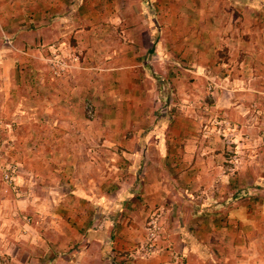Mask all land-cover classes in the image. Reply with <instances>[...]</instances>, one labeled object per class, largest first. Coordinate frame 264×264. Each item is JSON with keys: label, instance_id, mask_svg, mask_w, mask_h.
<instances>
[{"label": "crops", "instance_id": "0c3cea01", "mask_svg": "<svg viewBox=\"0 0 264 264\" xmlns=\"http://www.w3.org/2000/svg\"><path fill=\"white\" fill-rule=\"evenodd\" d=\"M149 1L157 8L165 7L167 4L170 10L176 13L171 15L168 27H159V37L155 39L154 45L157 50L151 57L157 60L163 57L160 48L162 41H165L171 58L193 60L192 68L184 70L193 79L189 86H186L187 93L196 86H201L204 90V86L207 85L208 104L203 101L200 103L203 106L208 105L209 115L198 117L205 122L204 129L208 138L204 142L195 138L193 132L198 121L189 118V114L185 115L187 118L178 113L174 116L170 115L169 103L175 94L173 82L169 83L164 78H160L157 86L153 84L154 80L150 77V70L146 65L148 63L146 53L153 47L151 42L149 46L140 47L131 33L127 40V49L121 54L114 52L112 40L110 41L112 45L107 46L106 50H100L93 44L95 35L102 36L105 31L113 32L115 27L114 14L108 16L109 9H106L108 5L105 1L0 0V116L6 108L5 105H9V108L14 110L13 118L18 124L14 129V140L15 145L21 148L18 147L14 153L13 181L15 187L22 190L20 194L10 198L11 213L0 211V264H57L56 257L59 256V252L69 249L72 250V254L65 264H80L85 260V256L77 253V249H81L82 245H72L68 242L71 233L73 235L74 232L75 235V229H68L70 233L68 230L58 229L57 235H54L56 240L51 241L45 237L44 231L34 226L26 230L14 228V212L17 213L14 207L22 208L39 199L43 202H55L61 199L65 201V198L57 197L55 193L57 187L68 186L66 168L56 166L50 158L46 159L42 166L33 162L35 158L32 156L37 154L39 149L35 144L44 141L48 147H51L56 140L78 137V131L64 132L51 126L52 123L65 122L64 116L49 114L47 117L38 118L36 110L33 108L29 110L20 105L21 101L15 95L20 90L27 92V98L33 103H36L35 99L38 97L36 93L39 91L46 92L47 98L52 99L53 91L59 93L65 88L72 91L79 86L81 82L76 79V75L87 71L93 76L92 82L86 83L90 88L92 87L91 90L97 91L100 85H105L107 100L105 104L108 106L111 105L112 90L116 81L118 84L123 82L126 85V97L135 105L134 107H137L139 99L140 101L146 99V104L140 106V111L123 108L122 112L124 122H128V116L140 115V119L145 124V132L131 134L132 139L139 138L140 144L137 140L124 141L121 145H133L132 149L126 147L128 152H124V155L130 157L131 162L134 163L135 161L141 163V158L144 159L141 164L145 166V172L148 170L153 174L148 179L142 176L139 179L140 184H133L131 194L125 192V189L127 192L130 190L129 185L126 184L122 188L124 193L118 198L119 200L154 204L161 199L163 190L157 177V172L164 164L161 156H167L166 167L174 171L178 179L183 182L182 186L187 184L186 193L189 197L195 189L202 188L205 191L209 187L223 188L225 185L231 187L237 184L240 181L238 177L231 179L223 173L218 178L214 177L222 167L224 151L227 148V145L217 143L218 139L213 135L214 122L211 120L215 121L216 117L226 118L222 121L225 124L222 129L225 143L234 134L230 131L237 129L240 133H245L246 142L251 146L250 162L247 165L250 167L253 165L252 169H256L253 163V147L258 145V131L264 120V106L260 108V101L264 103V99L259 97L262 91L261 83L257 79L264 76V70H261V67L257 68L259 64L253 60L264 59V20L253 16L248 7L239 3L240 0H182V4L180 2L176 4L178 0H167L168 3L164 5L163 0ZM178 12H186L189 15L190 22L184 28V32L180 30L175 19L178 17ZM83 13L85 14L82 15ZM183 16L182 14L181 17ZM3 18L6 19L5 24ZM156 23L160 25V21L156 20ZM6 26L10 29L8 37L4 35L8 33L4 31ZM164 30H168L166 40L162 36ZM147 34L146 36L145 33V39L140 43L149 41V36L152 38L150 30ZM12 42L20 44V49L14 47L20 54L42 61L50 49L48 45H59V48L68 46L70 50L81 51L80 49H85L91 44L95 49L86 48L85 51H81L84 62L78 70L67 73L66 83H52L40 72L32 73V80L27 83L20 84L14 81L13 100V88L9 78V65L12 63L8 61L12 52L2 49L4 43L11 44L12 49ZM180 43L183 46L181 48ZM28 44H36V47L34 49L27 47L26 50L29 51H25L24 46ZM219 50H222L220 54L224 59L214 66L213 61L217 58ZM23 58L28 65L31 64L32 60ZM200 59H210V64L199 65ZM171 63L175 64V62ZM6 64L8 66H5ZM170 71L176 74L175 70ZM28 72H30L29 68ZM208 81L211 85L206 83ZM189 95L186 97L189 98ZM197 97L200 99L199 96ZM150 101L155 102V112L150 108ZM42 103V112H48L50 100L48 103L45 101ZM97 111H100L98 107ZM34 122L45 124L37 127L39 130L22 128V124ZM162 123H170L169 129L162 130L165 127ZM144 138H154L157 146H141ZM226 138L228 141L225 140ZM51 150L52 152L46 153L45 156L58 153L53 147ZM110 160L106 156L100 163L109 165ZM38 172H45L46 175L40 178L36 175ZM37 179L46 194L36 197L31 190ZM255 182L257 183L256 180ZM136 190L139 193H136ZM1 199L0 203L6 201V198H3L2 202ZM51 217L56 216L52 213ZM126 219L124 213L123 220L119 221L117 233L115 231L112 233V235L117 234L111 243L114 251L128 249L135 235V226L133 224L125 226ZM138 219H140L139 215ZM166 231L169 234L171 250L164 251L146 262H122V264H264V197L250 198L247 202L227 208L220 214L188 216L186 223H183L178 214L170 213L166 216ZM93 246L94 261L99 262L97 251L100 246L98 243L90 245ZM108 264L115 263L112 260Z\"/></svg>", "mask_w": 264, "mask_h": 264}, {"label": "rangeland", "instance_id": "374dc122", "mask_svg": "<svg viewBox=\"0 0 264 264\" xmlns=\"http://www.w3.org/2000/svg\"><path fill=\"white\" fill-rule=\"evenodd\" d=\"M104 1L108 5L107 8L105 7L109 9L108 16L110 17L111 14H114L115 27L113 32L107 33L105 31L102 36L95 35L93 44L98 46L97 48L100 50H106L107 46L112 45V42H110L112 40L114 42V52L121 54L127 49V40L131 33L140 47L149 46L151 42L153 47L146 53V58H148L146 65L148 70H150V77L154 80L153 84L157 86L160 78H164L167 82H173L174 84L175 94L169 103L170 115L174 116L178 113L182 117L187 118L185 115L189 114V118H193L195 122L198 121L193 131L195 138H198L200 142L207 140L208 136H206V129H204L205 122L198 118L199 115H209L208 105H205L206 103L208 104L207 98L209 97L207 85L204 86V90L203 88L201 89V86L191 88L190 92L195 94L187 93L186 88L193 79L184 70L192 68L193 60L171 58L168 44L165 41H162L160 48L163 57H160L159 60L151 57L154 56L153 53L157 50L154 45L155 39L159 37V27H168L171 22V15L176 13L170 10L167 4L165 7L160 6L157 8L149 0ZM178 2L182 4V0H178L176 4ZM162 3L164 5L168 2L163 0ZM239 3H243V5L248 7L253 16L261 17L264 20V0H240ZM10 13L12 12L10 11ZM182 14L184 15L183 17H181ZM252 15L251 18H253ZM175 19L180 30L184 32V28L190 22L189 15L186 12H178V17ZM156 20L160 21V25H157ZM5 21L6 19L3 18L4 24ZM5 30L8 33H4V35L8 37L10 29L6 26L4 27ZM149 30L152 38L149 36V41L143 44L140 43V41L145 39V33L146 36L148 35ZM167 32L168 30L162 32L164 40H166ZM110 36L112 37L110 38ZM15 46L20 49V44L14 42H12V49L11 44L4 43L2 46V49L5 48L12 52L8 61L12 63V65H9V78L13 88V100L14 81L16 83L20 82V84L27 83L32 80V73L37 74V72H40L45 76L46 80L52 83H66L65 77L67 73L78 70L81 63L84 62V56L81 51H85L86 48L95 49L92 48L91 44L85 49H80L81 51L70 50L68 46L59 48V45H48L50 49L46 53V58L42 61L20 54L17 49H14ZM27 47L34 49L36 44L24 46L25 51H29L26 50ZM181 47L183 46L180 43ZM220 53H222V50L218 51L217 58L213 61L214 66H216V63H221L224 59L221 58L222 54ZM23 57L32 60L31 64L28 65V62L23 60ZM209 61L210 59H200L198 64L208 66L210 64ZM253 61L259 64L257 68L261 67V70H264V59H254ZM171 62H175V64ZM5 66H8V64ZM28 68L30 72H28ZM170 70H175L176 74H173ZM168 72L172 75L168 74ZM76 76V79L81 84L76 86L75 89L69 91L68 88H65L60 90L59 93L56 91L52 92L57 100L54 96L52 99H48L46 92L39 91L36 93L38 96L35 99L36 103H33L27 98V92L24 90L15 93L16 97L18 96L19 101H21L19 104L26 109L30 110L33 108L36 110L38 118L41 116L47 117L49 114L52 116H64L66 118L65 122L52 123L51 126L64 132L78 131V137L75 136L72 139L65 137L64 139L56 140L51 147H48V144L44 141H39L35 144L39 149L37 154L32 156L35 158L33 162L42 166L45 160L50 158L56 166L66 168L68 186L57 187V193H55L57 197L65 198V201L61 199L55 202H43L39 199L24 205L22 208L14 207L17 212H14V228L18 227L21 230H26V228L34 226L44 231L45 237L51 241L56 240L54 235H57L58 229H75V235L74 232L73 235L71 233L68 242L72 245H82L81 249H77L78 254L81 253L83 257L85 256V260L80 264H108L112 260L115 264L146 262L159 256L164 251L171 250L170 242L168 241L169 234L166 231V216L168 214H178L179 218H182L183 223H186L188 216L220 214L227 208L247 202L250 198L264 197V120L258 131V145L253 147V163H255L254 166L256 168L253 170V165L251 167L247 165L250 162L251 146L246 142L245 133H240L237 129L230 131V133L234 134L230 136L231 139L229 141L226 138L225 140L228 142L225 143L222 137V129L225 124L222 121L226 118L216 117L215 121L211 120V122H214L213 135L219 140L216 141L217 143L225 144L227 148L224 151L222 167L220 170L218 169L214 177L218 178L222 176V173L231 179L238 177L240 181L237 184L231 187L225 185L223 188L209 187L205 191L202 188L195 189L192 191L191 197H189L186 193L187 184L185 183V186H182L183 182L178 179L174 171L166 167L165 160L167 156H161L160 158L164 161V164L161 166L162 169L157 172V177L163 190L161 199L154 204L119 200L118 198L122 197L124 193L122 188L126 184L129 185L130 190L127 192V189H125V192L131 194V186L133 184H140L139 179L142 176H146L148 179L153 174L148 170L145 172V166L141 164L144 159L141 158V163L139 161L134 163V161L131 162L130 157L124 155V152H128L126 147L132 149L133 145H121V142L123 143L124 141L136 142L137 140L138 144H140L139 138L132 139L133 136L131 135L145 132V124L140 119V115L128 116V122H124L122 112L123 108L125 110L126 108H131L133 111H140V106H144V103L146 104V99L141 101L139 99L136 104L137 107H134L135 105L126 97V85L123 82L118 84L116 81L114 90H112L111 105L108 106L105 104L107 102L105 85H100L99 89L94 91L91 90L92 87L90 88V85H86L87 82H92L93 76L91 74L83 71ZM258 78L257 81H260V90L262 91L259 97L264 99V76ZM170 79L173 80L171 81ZM206 83L210 84L209 81ZM186 95H189V98ZM49 100L50 110L43 113L42 102L48 103ZM153 101H150L149 104L151 110L155 112V102L153 103ZM202 101L205 103L204 106L200 103ZM260 103L261 108L264 103L262 101ZM5 107L3 111L1 110L2 115L0 116V144L2 145L0 164L8 166L13 171L14 153H16L18 147H21L19 145L17 147L14 140V129L18 125L13 118L14 110H11L9 105H5ZM97 107L100 111H97ZM101 110L103 111L101 112ZM66 115L69 116L66 117ZM70 118L71 120L69 121ZM130 119L131 121H129ZM227 121L230 122L229 120ZM30 124H22V128L39 130L37 127L45 123L36 124L34 122ZM162 124L165 125L162 130L169 129L170 123ZM159 126L160 124L157 130ZM154 145H156L154 138H144L141 146ZM52 147L57 149L58 153L45 156L46 153L52 152ZM106 156L111 159L110 164L101 165L100 161ZM24 162H27L26 159H24ZM13 172L11 173L12 182L10 184L4 182L0 175L1 202L3 198H6L5 202L0 203L1 212L11 213L10 198L18 193L20 194V191L22 192L21 189L14 185ZM36 175L41 178L46 174L45 172H38ZM134 177L135 179H133ZM32 187L31 192L36 197L46 194L42 191L43 187L38 179ZM136 193H139V191L136 190ZM52 213L56 217H51ZM124 213L127 216L124 221L125 226L133 224L135 226V235H133L128 249L114 251L111 243L117 237V229L120 226L119 221L123 220ZM138 215L140 219H138ZM171 216L174 217V215ZM114 231L116 233L112 235ZM68 232L70 233L69 230ZM96 243L100 246L97 251L99 262L94 261V246L90 247L91 244ZM71 254V249L59 252V256L56 257L57 264L67 263Z\"/></svg>", "mask_w": 264, "mask_h": 264}, {"label": "built area", "instance_id": "2783aa9c", "mask_svg": "<svg viewBox=\"0 0 264 264\" xmlns=\"http://www.w3.org/2000/svg\"><path fill=\"white\" fill-rule=\"evenodd\" d=\"M1 146L2 145L0 144V150H1ZM12 172L13 171L8 166L0 164V175L2 177V180H4V182H6L8 184H10L12 182V179H11V173Z\"/></svg>", "mask_w": 264, "mask_h": 264}]
</instances>
